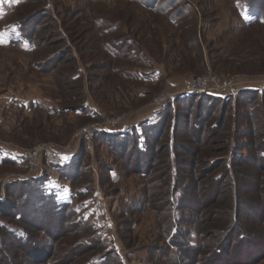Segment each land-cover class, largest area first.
I'll list each match as a JSON object with an SVG mask.
<instances>
[{"label": "rangeland", "instance_id": "rangeland-1", "mask_svg": "<svg viewBox=\"0 0 264 264\" xmlns=\"http://www.w3.org/2000/svg\"><path fill=\"white\" fill-rule=\"evenodd\" d=\"M202 75L232 85L229 101L180 96ZM263 137L264 0H0V264H250L264 250V183L251 181ZM250 141L221 187L239 172L252 240L214 260V218L198 225L193 202L226 168L201 181L196 163ZM52 153L67 156L63 170ZM171 166L181 250L166 244ZM195 245L207 254L185 261Z\"/></svg>", "mask_w": 264, "mask_h": 264}, {"label": "trees", "instance_id": "trees-1", "mask_svg": "<svg viewBox=\"0 0 264 264\" xmlns=\"http://www.w3.org/2000/svg\"><path fill=\"white\" fill-rule=\"evenodd\" d=\"M242 91L243 92L248 91L251 93H257V91H255V89H246V90H242ZM206 96L212 97L210 95H206ZM212 98H214L215 101H219L221 103L223 101L224 102L229 101V98H227V97H223V98L212 97ZM195 125H196L197 129L201 128L200 125L194 123V126ZM156 127H157V125L154 126L153 129L154 128L156 129ZM218 127H219V125H218ZM217 128H215V129H217ZM213 129L214 128H212V129L210 128V130H213ZM208 136H206V137H208ZM121 137L125 138L126 136L122 135ZM230 137L231 136H229V138ZM226 140H228L227 136H226ZM260 140H261V143H260V146H258L260 148L256 152L257 164H261L262 161L264 160V146H263L264 145V137L261 138ZM169 141H170V144L168 145V147L171 149V152H172L173 147H174L173 137H171L169 139ZM135 144H136L135 147L137 148V150L140 153H143L146 155L148 154V152H149L148 148L149 147L146 146L145 139L142 140V142H141V140L138 139V137H136L135 138ZM197 144H199V143H197ZM248 144L244 143V144L238 145L237 143H234L233 145L230 144L231 145L230 147H225V149L220 151V152H222V156H224L223 157L224 159H222V161L218 162L216 165H214V162H211V165H213V166H211L209 169H205V167L201 163L202 162L201 160L199 161V163H196V167L198 166L199 168H202V169L198 168V174L197 175L203 174L204 171L206 170L204 175H202V177H200L201 181H204L207 178V175L209 173L216 172L217 169L221 168L222 164H225V168H226L223 176H219V178H215L214 193H208V195H207L206 191H205L207 184L201 185L203 195L200 198L196 199L195 202H193L196 204V206H199V208H200L199 211L202 210V212L199 213L200 219L198 221H200V223L198 225L204 224V218L206 216L209 217L211 215V218L212 217L214 218V219H211V222H213V228L211 230H209V235L214 233L216 235V237L217 236L219 237L218 241L212 242V244L210 245V248H209V252H211V248H212V252H213L212 258H214V260L215 259L221 260L225 256H229V253H230L229 248L231 247V245H233L235 237H236V240H235V247L236 248L238 245H242V246L246 245L247 241L252 240V239H247L248 235H249L247 228L249 229V227H247V225L245 226L241 223L242 218L245 216V214H243V211L241 209V205L243 204L244 200L247 201V199H245V197H242L241 194L238 192V188L241 185V183L239 181L240 179L237 176V173H239V172L235 171L234 173H236V175L233 176L231 181H228L227 185L229 188L227 187V185L224 188L221 187V184H223V180H224V182H226L228 180L229 170L235 166V162L237 161V159L242 157L239 154L240 148L241 147H248L249 148L252 144L251 141ZM247 151H248V153L251 152L250 149H248ZM204 154L207 155V153L203 151L202 155H204ZM227 154H229V156H227ZM192 156H193V158L197 159L199 156V150L194 151ZM5 160H7V159H5ZM64 164L65 163H63L61 166L53 167V168H55V171H57V172H58V170L61 171L64 168H60V167H63ZM172 169H173V167L171 166V167H168L166 170V171H168L166 173L169 174V172H170V177H169V179L168 178L165 179L164 187H166V188H165V193L162 196L164 198V200L167 201L166 205L168 206L166 212H167L169 224L167 226V232H168L167 234L168 235L166 237V241H167L166 244L170 249L181 250L178 248V245L176 243H173V240H176L175 238L181 232L180 227L182 226L180 224V222H177V224H174L173 221L175 219V216L173 215V211L175 212V210L177 209V205L179 204V200H176L174 195H175L176 191L180 189L182 182H180L178 179L176 180V175H175V173L172 172ZM259 170L257 171L258 177H255L253 180H251L252 182L257 184L256 186L258 188H259L260 184L264 183V178H261L259 175V172H264V169H259ZM175 171H177L176 168H175ZM43 175L44 174H42L41 177H39L40 180L39 179H37V180L41 181L45 177ZM146 175L147 174H144L142 177L144 178V177H146ZM150 176H152V175L150 174ZM247 177H249V176H247ZM210 183H212L211 180H210ZM210 183H208V185H210ZM230 189H231L232 193L229 192ZM39 194L41 196V200L47 199L48 202H50V200H53V198H51L50 196H47L41 192H39ZM150 197L153 198V196H150ZM203 197H204V199H202ZM147 200H149V199H147ZM51 202L55 205V203L53 201H51ZM49 204L51 205V203H49ZM53 209H55V211H57V213H58V211L62 212L64 210L63 208L58 209L57 207H53ZM261 212H262V209H260V211L252 210V214L258 220L262 219V213ZM172 217H173V221H172ZM17 219H21V215H17ZM259 222H260V220H259ZM198 233L200 235L203 234L201 229L198 230ZM256 234L257 233L255 231L254 235H256ZM20 238H24V237H19V239ZM253 238H258V237L256 235V236H253ZM202 248L203 247H199V246L195 245V247H193L189 251V253H188L189 257H185V255H183L185 261H190V262L196 263L195 262L196 261L195 255L207 254V253H201L205 250L204 248L203 249ZM263 258H264V250L258 249L256 258L253 261H251L250 264H254L258 260H262ZM221 264H228V261L222 260Z\"/></svg>", "mask_w": 264, "mask_h": 264}, {"label": "built area", "instance_id": "built-area-1", "mask_svg": "<svg viewBox=\"0 0 264 264\" xmlns=\"http://www.w3.org/2000/svg\"><path fill=\"white\" fill-rule=\"evenodd\" d=\"M231 88V90L229 89ZM251 87H243L250 89ZM233 91L232 85L224 83L223 79L210 75H202L200 77L187 79L180 90V96L188 95H210L213 97L229 96ZM175 96H170L169 100H173ZM168 100V101H169ZM117 125V124H116ZM121 129L126 128L125 125ZM116 127V126H115ZM119 127H117L118 129ZM67 156L63 157L58 154H47V162L53 167L61 166L65 163Z\"/></svg>", "mask_w": 264, "mask_h": 264}]
</instances>
